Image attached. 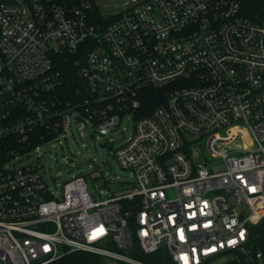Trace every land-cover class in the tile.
I'll list each match as a JSON object with an SVG mask.
<instances>
[{"label":"built area","instance_id":"2783aa9c","mask_svg":"<svg viewBox=\"0 0 264 264\" xmlns=\"http://www.w3.org/2000/svg\"><path fill=\"white\" fill-rule=\"evenodd\" d=\"M98 1L0 0V264L76 252L108 264H150L138 254L264 264L255 243L264 219V14H245L249 0ZM68 60L71 90L57 67ZM126 118L133 130L114 148L108 134ZM73 128L112 147L131 175L122 191L103 186L94 200L75 176L57 193L30 163ZM188 136L206 139L220 171L191 160Z\"/></svg>","mask_w":264,"mask_h":264},{"label":"rangeland","instance_id":"374dc122","mask_svg":"<svg viewBox=\"0 0 264 264\" xmlns=\"http://www.w3.org/2000/svg\"><path fill=\"white\" fill-rule=\"evenodd\" d=\"M243 10L245 14L250 13L253 9V0ZM123 0H99V5L112 6L119 5ZM264 5V4H262ZM254 16L261 15L260 11L252 12ZM129 116V115H128ZM129 118H126L118 128L110 131L108 137L114 138V148L122 144L131 134L133 127ZM72 136L67 137L66 143L61 146L41 147L39 152L34 153L30 163L35 164L36 159L41 165V173L47 180L48 185L54 192L60 193V185L72 179L75 176H83L88 193L94 200H98L99 189L103 186L111 191H122L123 182H130L131 175L129 171L122 170L113 156V151L100 146V140L82 139L79 137L75 128L71 131ZM193 140L188 148L191 160L193 162L201 161L206 158L210 160V166L214 171L222 169V161L219 158L212 157L206 148V139ZM28 161L11 162V166H25ZM55 184L57 187L55 188ZM234 260L233 255H225L211 264H226Z\"/></svg>","mask_w":264,"mask_h":264},{"label":"trees","instance_id":"16d2710c","mask_svg":"<svg viewBox=\"0 0 264 264\" xmlns=\"http://www.w3.org/2000/svg\"><path fill=\"white\" fill-rule=\"evenodd\" d=\"M253 9L248 12L250 17L254 16L255 11H260L261 14H264V0H253ZM57 67L59 71H61L63 78H64V85L68 88H73L76 85V67L73 65L71 60L65 62H58ZM150 97H147L149 99ZM151 99V98H150ZM257 237H256V246L259 250H262L264 253V219L260 222V224L256 227ZM142 261L150 263V264H164L165 261L161 258L156 256L155 254L151 255H141L138 254ZM167 261V258H165ZM168 263V262H167ZM51 264H108L102 258L97 257L96 255L83 253V252H76L71 253ZM226 264H241L236 261H230Z\"/></svg>","mask_w":264,"mask_h":264},{"label":"water","instance_id":"95a60500","mask_svg":"<svg viewBox=\"0 0 264 264\" xmlns=\"http://www.w3.org/2000/svg\"><path fill=\"white\" fill-rule=\"evenodd\" d=\"M91 139L93 140L94 139V137L93 136H91ZM102 148H106L104 145H100ZM107 150H109V151H111V149H112V147H108V148H106Z\"/></svg>","mask_w":264,"mask_h":264}]
</instances>
